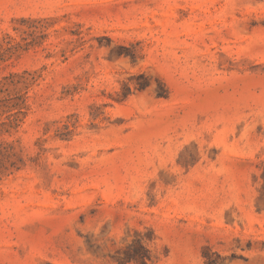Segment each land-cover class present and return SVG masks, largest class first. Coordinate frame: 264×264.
I'll list each match as a JSON object with an SVG mask.
<instances>
[{
    "label": "rangeland",
    "instance_id": "374dc122",
    "mask_svg": "<svg viewBox=\"0 0 264 264\" xmlns=\"http://www.w3.org/2000/svg\"><path fill=\"white\" fill-rule=\"evenodd\" d=\"M11 76L0 264H264V0H0Z\"/></svg>",
    "mask_w": 264,
    "mask_h": 264
},
{
    "label": "trees",
    "instance_id": "16d2710c",
    "mask_svg": "<svg viewBox=\"0 0 264 264\" xmlns=\"http://www.w3.org/2000/svg\"><path fill=\"white\" fill-rule=\"evenodd\" d=\"M142 80L138 86H132L130 84L124 85L123 98L130 95L134 90L143 92L151 86V79L142 74L138 76ZM21 82L15 79V76L5 78L3 82H0V94H7V97L3 100L0 99V116H6L4 122L0 123V137L6 134H10L12 130H16L20 127L23 119L26 117L25 111L28 109L25 103V95L21 96L19 93L11 95L9 90L11 87L18 92V85ZM165 88V85L160 82ZM134 87V88H133ZM167 93V92H165ZM165 93H159L158 98H166ZM24 167V163L20 158V154L16 151L13 143H9L4 140H0V176L7 173L18 172ZM153 257L150 251L144 247V245L137 241L132 245L126 247V249L117 258L119 264H148Z\"/></svg>",
    "mask_w": 264,
    "mask_h": 264
}]
</instances>
